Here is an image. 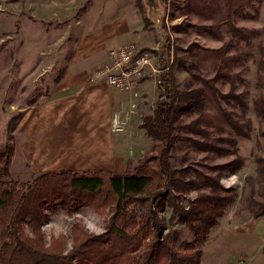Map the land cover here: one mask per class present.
<instances>
[{
    "label": "rangeland",
    "instance_id": "374dc122",
    "mask_svg": "<svg viewBox=\"0 0 264 264\" xmlns=\"http://www.w3.org/2000/svg\"><path fill=\"white\" fill-rule=\"evenodd\" d=\"M144 2L152 7V0H134L138 8ZM92 3L93 0H0V141L6 136L8 142L9 127L17 122L21 111L32 102L47 99L56 78L66 72L76 53L79 25H82L83 16ZM158 6L159 19L165 15L169 24L165 29H171V36L169 34L167 40L163 38L167 44L163 49L159 46L163 55L161 65H173L181 91L203 89L202 82L179 67L182 61L193 64V73L211 79L221 70L224 60L240 57L239 62L231 64L230 74L240 76L235 81L234 92L242 96L243 105H248L245 112L236 101L228 104L220 100L223 109L220 110L219 102L211 97L212 101L207 102L203 112L193 111L178 117L182 125L201 117V127L209 133L211 142L225 151H200L190 141L184 140L172 151L171 163L176 169L190 167L192 170L184 176L187 179L195 177L193 169L216 175L219 171L206 167L231 164L221 172L220 181L231 189L235 201L213 232L228 229L242 220L255 219L254 210L264 202V119L256 115L252 106L256 93L264 92V0H159ZM176 26L180 27L179 30L174 28ZM234 27L257 31L258 34L248 36V41H238L239 44L225 54L217 56L212 53V50H226L227 45L236 44L237 38L231 37ZM154 38L152 48L158 46L162 37L157 31ZM153 78L155 88L157 76L147 79ZM216 86L224 94L232 90L228 82H218ZM204 90L210 98L211 92ZM160 95V89L152 93V114ZM229 118L243 126L242 136L230 126ZM182 134L194 137L189 132ZM155 143L152 140V144L147 145L141 141L139 155L127 163L137 166L142 158L154 153ZM12 176L21 183H28L40 175ZM196 195V192L185 195L183 203L187 205L188 200ZM160 215L167 227L180 230V242L192 239L190 231L177 223L171 209ZM110 219L108 211L101 213L84 207L71 216L58 206L47 210L43 230L47 242L60 235L69 237L75 222L82 223L91 233L100 234ZM263 222L264 218L261 224ZM235 232L237 230L232 227L219 240L225 258L222 264H228L233 258L237 261L250 253L243 250L240 242L228 236ZM70 248L71 243L68 245ZM208 257L210 250H207L206 259Z\"/></svg>",
    "mask_w": 264,
    "mask_h": 264
},
{
    "label": "trees",
    "instance_id": "16d2710c",
    "mask_svg": "<svg viewBox=\"0 0 264 264\" xmlns=\"http://www.w3.org/2000/svg\"><path fill=\"white\" fill-rule=\"evenodd\" d=\"M256 33L234 27L231 37L237 38L236 44L211 52L225 54L238 41H248V36ZM239 61L240 57L224 60L221 70L211 79L193 73V64L182 61L179 67L203 83V89L189 92L179 89L173 65H165L163 69H168L157 77L161 95L154 113L145 116L141 125L156 142V150L137 166L129 164L124 175L62 171L42 174L32 182H19L10 171L15 155L14 132L21 116L17 117L9 127L6 147L0 152V264H201L202 246L235 201L231 189L220 181L221 172L231 164L206 167L219 171L216 175L193 169L195 177L187 179L184 176L192 169L174 168L171 153L184 140L200 151H225L211 142L209 133L201 127V117L186 125L179 123L178 117L203 112L212 99L218 104L220 100L228 104L236 101L245 112L248 105H243L242 96L234 92L240 76L230 74L231 64ZM218 82H228L231 92L222 93L216 86ZM204 89L211 92L210 98ZM252 106L256 115L264 119V92L256 93ZM219 108L223 110L221 104ZM229 124L241 136L244 134L238 121L229 118ZM182 132L194 137H185ZM193 192L196 197L185 205L184 196ZM58 206L71 216L84 207L108 211L111 221L100 234L75 222L69 237L60 235L47 242L43 230L47 210ZM168 209L177 223L190 231L191 240L180 242V230L164 224L160 214ZM253 215L255 219L264 216V202L259 203Z\"/></svg>",
    "mask_w": 264,
    "mask_h": 264
},
{
    "label": "crops",
    "instance_id": "0c3cea01",
    "mask_svg": "<svg viewBox=\"0 0 264 264\" xmlns=\"http://www.w3.org/2000/svg\"><path fill=\"white\" fill-rule=\"evenodd\" d=\"M158 1L152 0L151 8L145 2L138 8L134 0H93L79 25L76 53L68 69L59 76L47 99L30 103L20 113L12 175L62 171L124 175L127 161L139 155L141 141L152 144L141 125L145 116L152 115V93L159 89L158 84L153 86L155 79H145L134 92L123 93L97 78L95 71L108 61L111 49L129 42L144 48L155 45V26L161 14ZM115 118L125 122L124 130H113ZM6 144L5 136L0 152ZM263 218L242 220L213 232L202 246L201 264L225 261L219 240L232 227L237 232L228 236L250 253L228 264H264Z\"/></svg>",
    "mask_w": 264,
    "mask_h": 264
},
{
    "label": "built area",
    "instance_id": "2783aa9c",
    "mask_svg": "<svg viewBox=\"0 0 264 264\" xmlns=\"http://www.w3.org/2000/svg\"><path fill=\"white\" fill-rule=\"evenodd\" d=\"M162 16L155 26L162 37L157 47L146 49L138 43L129 42L111 49L108 54V61L95 71L97 78H102L118 92L130 93L139 88L148 77H158L163 71L167 70L168 68L163 69L164 66L161 65L163 55L159 46L163 49V46L167 44L164 39L167 40L169 34L171 36V29L169 28L170 31L167 29L168 33L165 29L168 18H165V15ZM167 27H169V24ZM124 125L125 122H119L116 118L113 120L114 131H122ZM262 252L264 253V238Z\"/></svg>",
    "mask_w": 264,
    "mask_h": 264
}]
</instances>
